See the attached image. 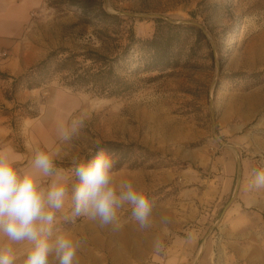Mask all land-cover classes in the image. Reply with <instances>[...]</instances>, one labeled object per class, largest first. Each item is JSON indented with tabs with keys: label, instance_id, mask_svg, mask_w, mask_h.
<instances>
[{
	"label": "rangeland",
	"instance_id": "374dc122",
	"mask_svg": "<svg viewBox=\"0 0 264 264\" xmlns=\"http://www.w3.org/2000/svg\"><path fill=\"white\" fill-rule=\"evenodd\" d=\"M83 7L119 14L137 37H150L157 17L195 25L199 32L184 30L175 44L177 65L141 73L130 94L98 95L66 86L56 74L33 88L35 98L19 104L11 123L19 120V113L26 116L29 144L38 138V149L58 153L56 167L66 171L74 158H93L89 156L97 142L148 148L151 154L136 149L131 161L114 165L113 172L117 185L131 179L154 203L176 201L192 186L199 194L223 171L216 159L228 158L233 190L217 202L215 213L236 216L240 230L253 231L248 239L253 264H264V188L251 186L252 169L264 168V0H45L34 14L30 38L43 42L46 53L59 48L105 53V41L94 34L100 23L88 22ZM68 54L62 50L58 57ZM78 58L83 61L84 55ZM76 119L84 120L83 128L63 141L60 127ZM35 123L38 128L31 131ZM75 181L70 176V190ZM73 209L70 203L56 213L53 231L80 241L78 264H118L117 247L105 248V227L98 220L75 216ZM131 220L126 209L119 226ZM22 246L30 244L19 243L14 249L15 264H23ZM49 259L57 264L54 257Z\"/></svg>",
	"mask_w": 264,
	"mask_h": 264
},
{
	"label": "crops",
	"instance_id": "0c3cea01",
	"mask_svg": "<svg viewBox=\"0 0 264 264\" xmlns=\"http://www.w3.org/2000/svg\"><path fill=\"white\" fill-rule=\"evenodd\" d=\"M44 3L45 0H0V148L14 150L20 168L31 167L40 140L36 135L37 143L29 144L28 119L21 113L19 120L11 123L13 113L20 112V108L13 109L14 105L36 96L35 89L23 87L12 93L13 78L47 54L44 43L34 42L29 32L34 14ZM36 128L37 123L31 131ZM216 160L223 167L222 173L215 175L217 180L205 185L199 194L195 192L197 186H192L188 196L184 191L176 201L158 200L147 229H140L133 220L116 229L105 227V248L117 247L118 264L254 263L253 244L248 241L253 231L240 230L236 216L215 213L217 202L233 190L230 160L224 156ZM37 175L46 186L45 177ZM111 229L116 232L115 242ZM18 246L14 244L13 249ZM21 249L26 256L28 248Z\"/></svg>",
	"mask_w": 264,
	"mask_h": 264
},
{
	"label": "clouds",
	"instance_id": "9594fccd",
	"mask_svg": "<svg viewBox=\"0 0 264 264\" xmlns=\"http://www.w3.org/2000/svg\"><path fill=\"white\" fill-rule=\"evenodd\" d=\"M84 126L83 119L61 126L60 138L70 141ZM91 159L75 160L66 171L56 167L58 153L39 149L31 167L20 168L18 154L11 148H0V264H15L13 245L28 242L30 247L23 264H78L80 241L63 232L53 231L56 213L74 203L75 216L99 221L101 227H119L120 213L130 211L140 229L150 226L154 202L145 189L131 179L117 185L114 160L99 142ZM37 173L50 178L45 186ZM78 183L69 189V178ZM255 188H264V168L252 169Z\"/></svg>",
	"mask_w": 264,
	"mask_h": 264
},
{
	"label": "trees",
	"instance_id": "16d2710c",
	"mask_svg": "<svg viewBox=\"0 0 264 264\" xmlns=\"http://www.w3.org/2000/svg\"><path fill=\"white\" fill-rule=\"evenodd\" d=\"M87 20L100 23L94 29L95 36L105 41V53L88 49L84 53H75L67 48L50 50L38 63L26 72L13 78L12 93L23 87L33 89L40 86L53 75L60 74L63 84L71 87L86 88L105 96H122L134 92L141 73L160 66L177 65L175 44L184 30L199 29L195 25L172 22L161 17L155 18V31L150 37H137L131 25L125 27L124 18L100 7H83ZM123 39V40H122ZM62 50L68 55L58 57ZM84 55L83 63L78 56ZM18 103L13 108H17ZM101 146L112 156L115 166L120 167L131 161L132 154L139 149L143 153L152 152L137 143H124L106 140ZM95 147L92 157L96 154ZM59 166V162H55ZM78 183V178H76Z\"/></svg>",
	"mask_w": 264,
	"mask_h": 264
},
{
	"label": "built area",
	"instance_id": "2783aa9c",
	"mask_svg": "<svg viewBox=\"0 0 264 264\" xmlns=\"http://www.w3.org/2000/svg\"><path fill=\"white\" fill-rule=\"evenodd\" d=\"M19 107H20V106H18L17 108H13V109H15V110H18V109H19Z\"/></svg>",
	"mask_w": 264,
	"mask_h": 264
}]
</instances>
